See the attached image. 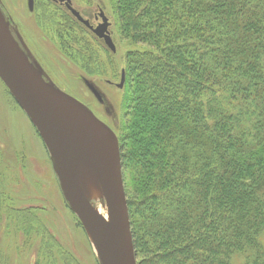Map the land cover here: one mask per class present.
Listing matches in <instances>:
<instances>
[{
    "label": "trees",
    "instance_id": "obj_1",
    "mask_svg": "<svg viewBox=\"0 0 264 264\" xmlns=\"http://www.w3.org/2000/svg\"><path fill=\"white\" fill-rule=\"evenodd\" d=\"M114 12L144 46L124 57L117 136L136 264H264V0Z\"/></svg>",
    "mask_w": 264,
    "mask_h": 264
},
{
    "label": "rangeland",
    "instance_id": "obj_2",
    "mask_svg": "<svg viewBox=\"0 0 264 264\" xmlns=\"http://www.w3.org/2000/svg\"><path fill=\"white\" fill-rule=\"evenodd\" d=\"M0 0L9 29L44 78L82 102L120 136L130 99L118 88L126 52L114 0H71L95 26L108 18L115 44L101 39L52 0ZM0 80V264H100L96 247L66 202L57 168L35 126ZM264 244V232L261 235Z\"/></svg>",
    "mask_w": 264,
    "mask_h": 264
},
{
    "label": "water",
    "instance_id": "obj_3",
    "mask_svg": "<svg viewBox=\"0 0 264 264\" xmlns=\"http://www.w3.org/2000/svg\"><path fill=\"white\" fill-rule=\"evenodd\" d=\"M87 27L112 52L110 22L90 24L71 0H52ZM32 7V0L28 1ZM0 80L35 126L57 168L63 196L95 244L100 264H136L124 192L118 138L82 102L44 78L12 35L0 9ZM124 70L115 85L123 87ZM90 168L101 187L107 218L96 212L79 184L78 166Z\"/></svg>",
    "mask_w": 264,
    "mask_h": 264
},
{
    "label": "bare ground",
    "instance_id": "obj_4",
    "mask_svg": "<svg viewBox=\"0 0 264 264\" xmlns=\"http://www.w3.org/2000/svg\"><path fill=\"white\" fill-rule=\"evenodd\" d=\"M79 184L86 198L99 214L107 218V207L102 196L101 187L93 171L87 166L80 165L77 170Z\"/></svg>",
    "mask_w": 264,
    "mask_h": 264
},
{
    "label": "flooded vegetation",
    "instance_id": "obj_5",
    "mask_svg": "<svg viewBox=\"0 0 264 264\" xmlns=\"http://www.w3.org/2000/svg\"><path fill=\"white\" fill-rule=\"evenodd\" d=\"M55 3H56V2H55ZM57 3H58V2H57ZM59 4H60V3H59ZM61 5H63V4H61ZM94 19H95V20L100 19V18L98 17V14H97V15H94ZM97 24H98V22H97ZM97 24H96V25H97ZM96 25H95V26H96Z\"/></svg>",
    "mask_w": 264,
    "mask_h": 264
}]
</instances>
